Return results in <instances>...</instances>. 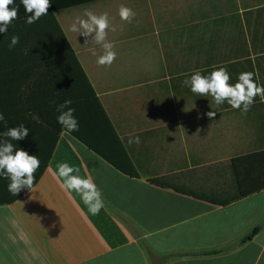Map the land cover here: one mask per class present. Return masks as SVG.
<instances>
[{
    "label": "crops",
    "instance_id": "1",
    "mask_svg": "<svg viewBox=\"0 0 264 264\" xmlns=\"http://www.w3.org/2000/svg\"><path fill=\"white\" fill-rule=\"evenodd\" d=\"M13 6L17 18L7 32L0 33V112L7 117L6 127L0 121V134L19 124L28 127L25 139L11 142L36 155L40 166L33 187L17 195L8 191L9 181L0 178V264H264V189L221 205L172 188L219 199L233 195L231 159L264 147V108L256 114L254 108L241 112L222 106L208 110L204 104L177 107L175 75L150 81L155 84L153 93L160 92L156 85L166 83L162 90L168 94L167 107H120L129 79L111 65H98L103 48L91 37L70 30L73 19L85 18V10L107 13L112 30H106V39L113 49L119 52V44L127 40L151 42L157 51L153 69L158 68L161 45L165 37L173 39L176 31L174 1L96 0L52 11L137 176L120 171L62 130L48 158V129L26 110L24 102L32 77L21 75L19 68L32 64L15 58L18 47H8L14 35L23 40L22 26L32 28V23L25 22L31 13H25L21 0H14L9 8ZM121 6L135 12L131 26L127 24L134 29L130 33L120 31ZM224 16L241 20L238 33L254 26L264 29V1L215 17ZM37 32L46 42L54 39V29L47 23ZM210 111L215 115L209 117ZM130 137H139V143H128ZM59 163H68L78 170L74 175L91 178L96 184L103 201L97 214L88 211L79 195L61 189L62 181L56 175ZM153 178L170 186L153 183ZM256 226L258 232L242 242ZM183 252L196 254L161 260L168 253Z\"/></svg>",
    "mask_w": 264,
    "mask_h": 264
},
{
    "label": "trees",
    "instance_id": "2",
    "mask_svg": "<svg viewBox=\"0 0 264 264\" xmlns=\"http://www.w3.org/2000/svg\"><path fill=\"white\" fill-rule=\"evenodd\" d=\"M96 0H63L62 3L50 0L48 14L42 15L32 23V28L26 24L22 26L20 34L26 35L20 39L15 53L19 61L31 62L32 66L19 68L21 75H30L32 81L26 85L25 107L35 115L48 129V158H50L59 132L62 130L57 123L59 115L56 108L65 99H71V108L75 109L74 116L78 120L79 129L71 135L96 152L107 162L129 176H137L134 165L124 149L122 142L109 118L102 102L90 83L81 63L73 51L66 35L53 16V10L68 8L79 4ZM42 22V25L38 24ZM53 27V40L45 41L40 38L37 31L46 26ZM261 30V31H260ZM32 31V32H31ZM36 34V35H35ZM236 45L228 50L214 51L210 47L206 53L205 62L201 67L192 69L191 74L199 71L207 74L215 69L224 68L229 76V83L234 84L242 72L253 74L255 82L264 85V29L256 26L251 31L239 32ZM22 71V72H21ZM20 87H17L19 90ZM222 108H229L227 103ZM264 102L257 96L250 108L261 109ZM3 126L7 125L5 116ZM6 131V129H4ZM230 167L234 175L236 192L233 195L219 199L213 196L194 193L188 189L172 186L175 190L192 194L210 202L225 205L249 194L264 189V147L253 152L232 157ZM160 186H170L161 178L150 179ZM15 197H11L12 200ZM259 230L256 226L242 239V242L250 239ZM204 251L202 253H213ZM196 254L168 253L162 257V261L174 257ZM151 256H153L151 254Z\"/></svg>",
    "mask_w": 264,
    "mask_h": 264
},
{
    "label": "clouds",
    "instance_id": "3",
    "mask_svg": "<svg viewBox=\"0 0 264 264\" xmlns=\"http://www.w3.org/2000/svg\"><path fill=\"white\" fill-rule=\"evenodd\" d=\"M13 3L14 0H0V33L7 32L11 22L17 18V7L9 8ZM21 4L25 13H31L25 20L26 23L31 24L42 15L48 14L50 0H21ZM118 15L122 21L131 22L135 12L131 8L121 6ZM83 16L85 18H78L70 30L85 38L91 37V41L103 48V54L96 60L98 65H111L116 59V52L112 43L106 39V30H112L108 14L97 15L85 10ZM18 42L19 37L12 36L8 44L9 49L14 48ZM229 80L230 76L224 68L215 69L207 74L195 71L184 80V86L195 95L211 97L216 105L227 103L231 108L239 109L241 112H247L257 96L264 102V85L255 82L252 73H240L234 84L229 83ZM71 104V99H65L56 108L59 113L56 117L57 123L62 131L69 135L79 129L78 120L73 114L75 109L70 107ZM207 115L212 117L215 113L210 111ZM0 121L6 123L2 112H0ZM28 134L29 129L24 124L8 127L0 134L7 138L0 140V178L9 181L7 189L13 195H17L22 189L30 190L33 187L34 173L40 166V160L36 155H29L28 151L11 142L23 140ZM133 142L139 143V137H130L128 143ZM74 171L78 170L68 163L57 165L56 175L57 179L62 181L61 189L69 195L73 192L79 195L88 211L92 215L97 214L103 207L101 192L91 178L74 175Z\"/></svg>",
    "mask_w": 264,
    "mask_h": 264
},
{
    "label": "rangeland",
    "instance_id": "4",
    "mask_svg": "<svg viewBox=\"0 0 264 264\" xmlns=\"http://www.w3.org/2000/svg\"><path fill=\"white\" fill-rule=\"evenodd\" d=\"M173 1L176 31L173 39L171 36L169 39L165 37L166 40L161 45L164 49L159 53L160 66L158 68L153 69L157 51L151 42L141 43L127 40L126 43L119 44V52L113 49L116 52V59L111 64L112 70H117L122 73L123 77L126 76L127 80L129 79L126 90L123 91L124 96L120 107L152 108L157 104L167 107L168 94L162 90L166 83L156 85L160 87V92L153 93L155 84L150 81L156 76L175 75L177 107L200 108L201 104H204L208 110L219 109L221 105H216L211 97L193 94L188 87L184 86V80L191 75L192 69L204 64L210 47L217 52L228 50L236 44L241 20L233 19L232 16H224L223 19L215 16L221 12L238 11L240 7L257 4L264 0ZM118 20L122 25L121 32L130 33L134 30L127 27V24L130 25L133 21L132 19L131 22ZM132 77H136L135 80L130 79ZM140 80L144 82L143 85L137 84ZM263 108H255V113H260Z\"/></svg>",
    "mask_w": 264,
    "mask_h": 264
}]
</instances>
